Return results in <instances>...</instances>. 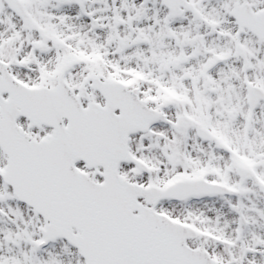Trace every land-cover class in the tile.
Masks as SVG:
<instances>
[{"label":"snow or ice","instance_id":"snow-or-ice-1","mask_svg":"<svg viewBox=\"0 0 264 264\" xmlns=\"http://www.w3.org/2000/svg\"><path fill=\"white\" fill-rule=\"evenodd\" d=\"M0 264H264V0H0Z\"/></svg>","mask_w":264,"mask_h":264}]
</instances>
